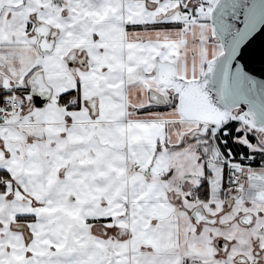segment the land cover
<instances>
[{"label":"snow or ice","instance_id":"1","mask_svg":"<svg viewBox=\"0 0 264 264\" xmlns=\"http://www.w3.org/2000/svg\"><path fill=\"white\" fill-rule=\"evenodd\" d=\"M217 0H0V264H264V122L206 91Z\"/></svg>","mask_w":264,"mask_h":264},{"label":"water","instance_id":"2","mask_svg":"<svg viewBox=\"0 0 264 264\" xmlns=\"http://www.w3.org/2000/svg\"><path fill=\"white\" fill-rule=\"evenodd\" d=\"M210 23L224 53L205 78L211 101L264 122V0H217Z\"/></svg>","mask_w":264,"mask_h":264},{"label":"flooded vegetation","instance_id":"3","mask_svg":"<svg viewBox=\"0 0 264 264\" xmlns=\"http://www.w3.org/2000/svg\"><path fill=\"white\" fill-rule=\"evenodd\" d=\"M237 109L240 110V111H242L244 109V107L241 106V107H238Z\"/></svg>","mask_w":264,"mask_h":264},{"label":"rangeland","instance_id":"4","mask_svg":"<svg viewBox=\"0 0 264 264\" xmlns=\"http://www.w3.org/2000/svg\"><path fill=\"white\" fill-rule=\"evenodd\" d=\"M215 41L218 43L219 47L222 49V46L219 44V42L215 39ZM223 50V49H222Z\"/></svg>","mask_w":264,"mask_h":264},{"label":"crops","instance_id":"5","mask_svg":"<svg viewBox=\"0 0 264 264\" xmlns=\"http://www.w3.org/2000/svg\"><path fill=\"white\" fill-rule=\"evenodd\" d=\"M210 23V21H208ZM211 24V23H210ZM216 39V38H215ZM216 42V41H215ZM217 43V42H216ZM218 44V43H217Z\"/></svg>","mask_w":264,"mask_h":264}]
</instances>
